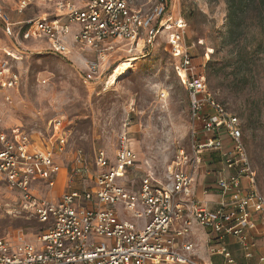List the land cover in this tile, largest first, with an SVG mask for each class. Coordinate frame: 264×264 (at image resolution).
<instances>
[{"label": "built area", "instance_id": "2783aa9c", "mask_svg": "<svg viewBox=\"0 0 264 264\" xmlns=\"http://www.w3.org/2000/svg\"><path fill=\"white\" fill-rule=\"evenodd\" d=\"M31 7L42 13L12 20L0 4L5 34L12 36L20 27L45 39L58 54L80 52L86 81L107 70L118 49L132 50L142 41L140 50H150L159 36L166 35V48L189 93L193 137H202L194 139L191 157L180 149L166 183L147 171L137 184L132 179L118 181L140 168L127 127L118 137L116 163L98 149L96 169L83 149L70 147L62 117L49 121L48 134L0 130V182L20 194L16 204L21 210L44 224L34 239L0 236V264H204L192 255L195 243L186 239L194 222L215 232L211 255L221 254L227 264L235 263L228 245L233 236L244 256L254 258L258 225L252 214L264 218V193L257 188L240 117L217 99L192 65L185 19L169 12L166 0L146 11L133 7L130 0H18L15 11L21 14ZM18 52L0 46V98L8 102L20 84L13 64L20 58ZM211 151H218L225 162L216 175L220 192L216 208L195 191L198 169ZM63 155L71 156L70 183L53 193L64 169ZM38 184L49 187L50 195L40 196ZM9 204L0 199V210H17ZM258 262H264V254Z\"/></svg>", "mask_w": 264, "mask_h": 264}, {"label": "rangeland", "instance_id": "374dc122", "mask_svg": "<svg viewBox=\"0 0 264 264\" xmlns=\"http://www.w3.org/2000/svg\"><path fill=\"white\" fill-rule=\"evenodd\" d=\"M17 1L0 0L12 20L42 13V9L31 7L19 14L15 11ZM159 1L130 0L142 11ZM166 1L169 12L187 23L185 42L192 52L195 71L206 79L217 99L240 117L257 188L264 193V7L235 12L233 3L239 0ZM166 42V35H161L150 50H140L142 41L138 48L118 49L109 68L86 81L80 52L58 54L45 39L34 38L20 27L7 36L0 22V46L18 49L20 58L13 64L21 75L18 89L12 91L13 100L0 98V130L48 134L49 121L62 117L70 147L83 149L88 164L96 169L94 155L98 149L107 151L116 163L118 137L127 127L131 145L140 156V168L129 170L118 181L139 184L150 171L166 183L180 149L191 157L194 139L202 137H193L189 93L174 68L176 59ZM120 64H125L124 71L113 79ZM213 156L217 162L214 154L204 155L210 166L208 160ZM60 158L69 168L71 156ZM203 165L197 172L198 181L206 170ZM62 173L61 185L65 187L71 174L64 169ZM36 191L43 197L50 195L45 184H38ZM0 199L17 209L13 213L0 210V236L34 239L44 224L16 204L20 194L0 182ZM211 260L219 264L222 257L212 256Z\"/></svg>", "mask_w": 264, "mask_h": 264}, {"label": "crops", "instance_id": "0c3cea01", "mask_svg": "<svg viewBox=\"0 0 264 264\" xmlns=\"http://www.w3.org/2000/svg\"><path fill=\"white\" fill-rule=\"evenodd\" d=\"M208 153L210 155L214 154L219 159L217 162H215L214 156L210 158L208 161L212 162L211 166L207 164L208 162L205 159V163H204L205 166L204 165L203 166L206 167V170L203 171L204 173V176H202L203 178L200 181L197 180L195 191L197 197L200 200L209 202L211 207L216 208L217 206L216 203H214V201L217 200L220 196L219 188L217 187L216 184V175L218 173V170L225 165V162L222 160L220 153L218 151L206 152L205 154ZM64 170H66V173H68V167H64ZM62 178H63V173L61 171L58 174V182L56 185V189L54 190L53 193H59L60 191L59 187H61L60 188L61 191L66 187V186L63 187L61 185ZM252 215L258 225V231L257 234H255V240L257 244L256 255L252 259L246 258L237 240L233 236H229L228 245L229 248L232 250L233 255L235 256L236 259L235 263L233 264H264V262L261 263L258 262V256L264 254V218L257 213H253ZM214 235L215 232L212 231L211 228L203 227L199 225L197 222L193 223L192 232L186 239L193 241L195 243L196 248L192 253V255L198 262L208 263L211 260L212 256H216V255H211L209 253V245ZM197 236L199 238V241L197 239ZM218 256L222 257V261L219 264H227L223 255L218 254Z\"/></svg>", "mask_w": 264, "mask_h": 264}, {"label": "trees", "instance_id": "16d2710c", "mask_svg": "<svg viewBox=\"0 0 264 264\" xmlns=\"http://www.w3.org/2000/svg\"><path fill=\"white\" fill-rule=\"evenodd\" d=\"M234 10L235 12H244L248 11L251 8L258 7V10H262V7H264V0H239L238 2H234ZM209 52H212V48H209Z\"/></svg>", "mask_w": 264, "mask_h": 264}, {"label": "bare ground", "instance_id": "6f19581e", "mask_svg": "<svg viewBox=\"0 0 264 264\" xmlns=\"http://www.w3.org/2000/svg\"><path fill=\"white\" fill-rule=\"evenodd\" d=\"M136 59V58H134ZM125 64H120L114 71V74L112 75V78H116L120 73H122L124 71V66ZM122 75V74H121ZM115 81V80H114Z\"/></svg>", "mask_w": 264, "mask_h": 264}]
</instances>
